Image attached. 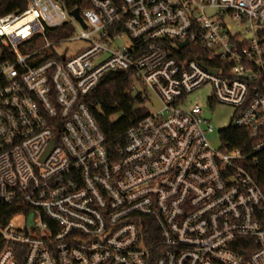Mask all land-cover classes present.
<instances>
[{
    "label": "built area",
    "instance_id": "built-area-1",
    "mask_svg": "<svg viewBox=\"0 0 264 264\" xmlns=\"http://www.w3.org/2000/svg\"><path fill=\"white\" fill-rule=\"evenodd\" d=\"M88 3L85 26L61 0L0 15V208L21 211L0 264H264V0ZM121 72L159 109L113 149L88 98ZM207 84L248 152L187 104Z\"/></svg>",
    "mask_w": 264,
    "mask_h": 264
},
{
    "label": "trees",
    "instance_id": "trees-1",
    "mask_svg": "<svg viewBox=\"0 0 264 264\" xmlns=\"http://www.w3.org/2000/svg\"><path fill=\"white\" fill-rule=\"evenodd\" d=\"M26 0L0 2V15H6L25 7ZM69 9L84 12L90 7L88 0H61ZM135 80L125 72L109 73L104 76L101 86L88 98L94 106L93 114L106 140L113 149L123 147L128 130L136 127L148 115L144 93L132 87ZM222 149L248 152L251 149L250 137L245 130L232 124L220 133ZM250 170L255 175L259 187L264 192V153L253 157ZM18 209L0 208V220L6 223L20 213Z\"/></svg>",
    "mask_w": 264,
    "mask_h": 264
},
{
    "label": "rangeland",
    "instance_id": "rangeland-1",
    "mask_svg": "<svg viewBox=\"0 0 264 264\" xmlns=\"http://www.w3.org/2000/svg\"><path fill=\"white\" fill-rule=\"evenodd\" d=\"M80 36V32L77 29L71 30L68 37H78ZM125 43H129L126 41ZM86 46L85 42L75 41L69 43H61L58 46V49L61 54H65L69 57L74 54H77ZM213 94V87L207 84L205 87L193 92L187 99V104L190 106L198 105L202 107L205 111L204 119L208 124H211L214 128V133L208 135L210 139L213 140L214 145L216 147L220 146V133L224 131L227 127L232 124L231 117L234 114V109L227 105H215L214 107H210L208 103V98ZM152 112H156L159 109V106H148Z\"/></svg>",
    "mask_w": 264,
    "mask_h": 264
},
{
    "label": "water",
    "instance_id": "water-1",
    "mask_svg": "<svg viewBox=\"0 0 264 264\" xmlns=\"http://www.w3.org/2000/svg\"><path fill=\"white\" fill-rule=\"evenodd\" d=\"M72 15L78 20L80 21L84 26L86 25L83 21V19L81 18V15H80V11L78 9H75L74 11H72ZM183 46H187V43L184 44ZM215 72V71H213Z\"/></svg>",
    "mask_w": 264,
    "mask_h": 264
}]
</instances>
